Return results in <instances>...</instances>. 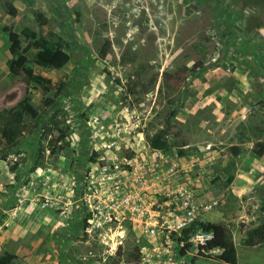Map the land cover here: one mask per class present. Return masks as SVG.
Masks as SVG:
<instances>
[{
	"label": "rangeland",
	"instance_id": "obj_1",
	"mask_svg": "<svg viewBox=\"0 0 264 264\" xmlns=\"http://www.w3.org/2000/svg\"><path fill=\"white\" fill-rule=\"evenodd\" d=\"M10 27L64 41L40 66L21 37L47 94L63 84L52 106L8 67ZM178 69L169 104L161 73ZM21 99L39 117L12 147L0 138V212L18 200L17 217L0 214L11 264H226L185 229L147 226L171 225L188 195L214 203L194 222L226 227L235 264H264V241L245 244L264 220V0H0V110ZM174 108L169 148H151Z\"/></svg>",
	"mask_w": 264,
	"mask_h": 264
},
{
	"label": "trees",
	"instance_id": "obj_2",
	"mask_svg": "<svg viewBox=\"0 0 264 264\" xmlns=\"http://www.w3.org/2000/svg\"><path fill=\"white\" fill-rule=\"evenodd\" d=\"M5 9L8 13L14 14L16 9L11 4H5ZM30 39L31 45L36 48L34 54V62L40 66H47L50 60L54 57L56 51L61 49L64 45V41L61 39L51 40L41 34H37L34 31L28 29L17 32L10 27L8 31V39L10 42L11 59L8 61V67L20 73L22 75L23 82L28 85L31 82H35L41 87L43 95H45L44 105L46 107L52 106L56 100V97L60 94V90L63 84L60 83L58 92H55L53 96L47 93L52 89V85L49 79L42 75L33 73L30 66L27 65L28 59L25 54V50L21 49L22 38ZM183 71L178 69L175 73L163 70L161 73L160 83L158 90L165 93L166 101L171 104L174 102L173 96L175 92L179 91L182 84ZM177 113L176 108L172 109L168 116L165 118V125L162 129L149 135L145 134V141L148 146L153 149L167 150L169 148L168 134L171 127L174 125L173 119ZM55 116V113H51L48 118V124ZM39 117V113L32 106V104L26 100L21 99L17 103L15 109H1L0 110V138L4 144L8 147H12L16 140L21 136L26 128V124L29 119ZM47 126H44L45 130ZM49 128H47L48 130ZM258 147L264 150V142L258 143ZM235 154L238 152L236 146L231 147ZM10 206H14L16 201ZM264 210V204H263ZM199 226L203 231L212 232L211 239L207 240L205 244L199 245L197 251L202 256H207L209 251L219 249V252L212 255V257L220 262L226 264L236 263V246L229 235L226 227L222 223L214 222H202L196 221L192 223L188 228H185L184 233L193 231L195 227ZM264 241V220L256 227L247 231L245 244L255 245ZM189 247V243H186L184 251ZM183 251V252H184ZM14 259V255L8 252L0 255V264H11Z\"/></svg>",
	"mask_w": 264,
	"mask_h": 264
},
{
	"label": "built area",
	"instance_id": "obj_3",
	"mask_svg": "<svg viewBox=\"0 0 264 264\" xmlns=\"http://www.w3.org/2000/svg\"><path fill=\"white\" fill-rule=\"evenodd\" d=\"M152 165V164H151ZM149 170L153 169L151 166L148 168ZM2 189H0L1 191ZM1 194V193H0ZM4 196V195H2ZM132 197H134V195H125L124 196V203L127 204H132ZM10 199H12L10 197ZM15 201V199L10 200L9 204H13ZM18 201V200H16ZM213 202L210 203H199L198 201H195L194 198H192L191 196H186L184 198V200H182V202L176 207H173V209L170 211V214L174 215L175 218L172 219L173 223L171 225L169 224H165L164 222H162L161 224L158 223V220L156 218H150L149 220H151L150 222H153L152 224H147L151 225V232H154L158 227H166L170 230H177V229H185L188 228L191 223H193L199 216V214L201 212L207 211L210 208H212L213 206ZM45 206V203L43 204ZM175 211H181V214H177ZM4 213H10L11 217H17L18 216V203L16 202V204L14 206H11V208L7 211V210H3L2 213L0 212V214ZM7 221H0V228L6 226ZM189 241L195 242V244L197 245V247H199V245H203L206 243L207 240L211 239L212 237V232H206L203 230H200L199 232H192L189 231ZM164 264H166V261H164Z\"/></svg>",
	"mask_w": 264,
	"mask_h": 264
}]
</instances>
